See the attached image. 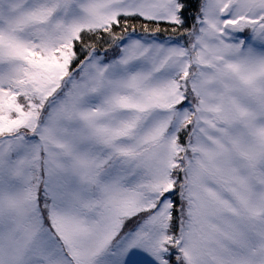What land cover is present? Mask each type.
<instances>
[{"label":"snow or ice","instance_id":"obj_1","mask_svg":"<svg viewBox=\"0 0 264 264\" xmlns=\"http://www.w3.org/2000/svg\"><path fill=\"white\" fill-rule=\"evenodd\" d=\"M0 264H264V0H0Z\"/></svg>","mask_w":264,"mask_h":264}]
</instances>
